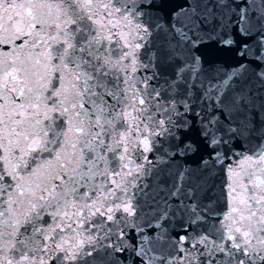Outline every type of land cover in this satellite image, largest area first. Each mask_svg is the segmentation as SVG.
Listing matches in <instances>:
<instances>
[{
	"label": "snow or ice",
	"instance_id": "snow-or-ice-1",
	"mask_svg": "<svg viewBox=\"0 0 264 264\" xmlns=\"http://www.w3.org/2000/svg\"><path fill=\"white\" fill-rule=\"evenodd\" d=\"M0 264H264V0H0Z\"/></svg>",
	"mask_w": 264,
	"mask_h": 264
}]
</instances>
